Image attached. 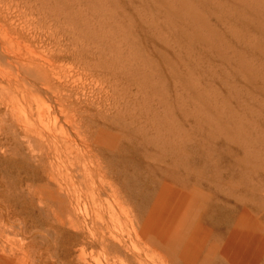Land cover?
I'll return each instance as SVG.
<instances>
[{
    "label": "rangeland",
    "instance_id": "374dc122",
    "mask_svg": "<svg viewBox=\"0 0 264 264\" xmlns=\"http://www.w3.org/2000/svg\"><path fill=\"white\" fill-rule=\"evenodd\" d=\"M34 1L66 34L73 74L84 68L83 129L114 191L71 204L49 182L48 163L5 129L0 219L20 233L10 238H26L48 264H173L172 247L129 233L150 206L127 185L133 170L118 151L129 143L150 166L169 167L151 176L157 190L141 191L149 199L180 175L218 185L241 209L264 210V0Z\"/></svg>",
    "mask_w": 264,
    "mask_h": 264
},
{
    "label": "bare ground",
    "instance_id": "6f19581e",
    "mask_svg": "<svg viewBox=\"0 0 264 264\" xmlns=\"http://www.w3.org/2000/svg\"><path fill=\"white\" fill-rule=\"evenodd\" d=\"M39 13L34 0H0V134L13 130L28 154L46 161L49 182L71 204L80 205L88 198L98 204L102 194L114 190L101 176L94 154L98 142L89 140L83 129L86 74L82 65L73 74L66 34ZM74 76L78 88L73 87ZM6 144L7 138L0 140L2 149ZM118 154L133 170L126 175V182L131 183L127 185L141 188L135 193L137 198L143 205L150 204L141 221L135 218L131 222L130 234L145 245L152 238L159 249L172 247L173 264H264L262 208L241 209L238 199L218 185L205 184L202 179L193 185L180 175L160 185L155 198L149 199L141 191L155 189L151 176L166 173L169 167L150 166L146 153L137 151L132 143ZM81 172L85 183L77 185L74 178ZM228 177L234 178L232 173ZM251 180L245 177L247 184ZM222 193L225 197L220 198ZM214 217L219 221L214 222ZM13 222L1 216L0 264H48L45 254L32 251L26 238L9 237L20 236ZM83 256L81 249L79 257Z\"/></svg>",
    "mask_w": 264,
    "mask_h": 264
}]
</instances>
